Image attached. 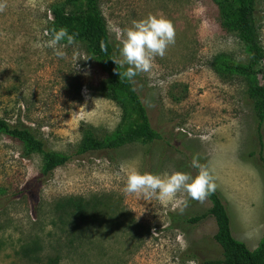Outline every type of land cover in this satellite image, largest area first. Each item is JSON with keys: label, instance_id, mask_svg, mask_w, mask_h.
Returning a JSON list of instances; mask_svg holds the SVG:
<instances>
[{"label": "rangeland", "instance_id": "obj_1", "mask_svg": "<svg viewBox=\"0 0 264 264\" xmlns=\"http://www.w3.org/2000/svg\"><path fill=\"white\" fill-rule=\"evenodd\" d=\"M219 0H98L109 41L119 51L115 27L125 29L148 14L171 21L175 42L153 57L148 72L133 78L151 127L160 140L136 142L112 152L74 158L33 190V210L25 194L39 175L41 157L22 156L21 143L0 136V264H205L223 258L212 237V218L186 220L206 211V197L175 206L124 191L130 169L153 174L196 169V156L213 176L226 207L232 236L253 250L264 235V124L261 147L246 90L255 81L222 64L245 61L242 44L221 25ZM63 0H0V117L23 124L56 153L71 154L81 128L98 137L123 128L118 104L101 88L113 69L93 57L84 43L48 46L50 9ZM255 18L264 49V0ZM55 50L64 56L55 55ZM264 67V62L262 63ZM263 159V160H262ZM103 196L114 220L67 244L72 233L48 225L50 204L64 197ZM53 216V215H52ZM88 233V231H87ZM39 240L41 262L21 258L19 248ZM71 240V239H70Z\"/></svg>", "mask_w": 264, "mask_h": 264}, {"label": "trees", "instance_id": "obj_2", "mask_svg": "<svg viewBox=\"0 0 264 264\" xmlns=\"http://www.w3.org/2000/svg\"><path fill=\"white\" fill-rule=\"evenodd\" d=\"M257 0H219L221 25L235 34L242 44L246 55L244 62L226 61L223 66L235 75L255 81L246 90V97L251 103L255 119V131L260 142V131L264 124V49L259 39L258 25L255 18ZM51 21L46 27L49 39L63 28L68 35L73 36V42L84 43L90 54L105 61L112 69L110 79L103 85L101 92L106 98L115 101L126 119L123 128H117L112 134L98 137L90 126L81 128V141L71 154H61L49 150L43 141L23 124H10L0 117V136L5 135L19 141L23 147L22 156L41 157V170L37 177L32 178L20 189L18 195L25 194L31 201L33 210L38 204L33 198V190H37L52 174V172L68 164L74 158H82L101 152H112L123 146L136 142L150 143L160 140V133L154 130L148 119L147 111L135 89L133 79H124L120 74L122 69L115 65L113 58H118V50L109 41L104 19L98 7V0H63L50 9ZM59 42L68 43L67 38ZM263 160V159H262ZM264 163V160H263ZM210 207L186 220L187 224H197L207 218H212L216 231L212 237L223 251V258L205 264H264V235L255 249L247 246L232 236L230 219L220 195L213 190L205 196ZM111 204L103 196L90 198L64 197L50 204L51 214L48 225L58 227L62 233L70 232L69 245L81 239L92 230L111 223L114 218L109 216ZM53 215V216H52ZM92 229V230H91ZM91 230V231H90ZM88 231V233H87ZM73 240V241H72ZM40 241L35 239L19 248L22 259L31 263L42 260ZM46 264H55L58 257L44 259Z\"/></svg>", "mask_w": 264, "mask_h": 264}, {"label": "clouds", "instance_id": "obj_3", "mask_svg": "<svg viewBox=\"0 0 264 264\" xmlns=\"http://www.w3.org/2000/svg\"><path fill=\"white\" fill-rule=\"evenodd\" d=\"M114 31L119 42V51L118 58H113L112 61L122 69L120 75L129 81L139 72H148L152 67L153 57L164 56L166 49L175 42L174 27L162 15L148 14L132 21L130 27H115ZM65 37L69 44L73 42V36L61 28L47 44L55 49L58 42ZM55 55L62 57L64 52L55 50ZM190 167L196 169L194 175L184 171L160 175L130 169L125 178L124 191L148 199L155 197L165 203L173 201L177 207L187 203L186 198L177 196L181 192L192 200H202L215 188L213 176L205 165L199 163L196 156L191 159Z\"/></svg>", "mask_w": 264, "mask_h": 264}]
</instances>
